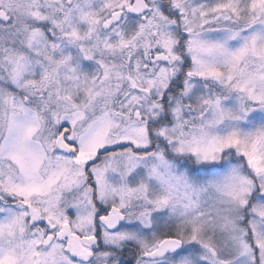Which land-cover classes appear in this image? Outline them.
I'll return each mask as SVG.
<instances>
[{
    "label": "snow or ice",
    "instance_id": "6c2138e0",
    "mask_svg": "<svg viewBox=\"0 0 264 264\" xmlns=\"http://www.w3.org/2000/svg\"><path fill=\"white\" fill-rule=\"evenodd\" d=\"M0 264H264V0H0Z\"/></svg>",
    "mask_w": 264,
    "mask_h": 264
}]
</instances>
